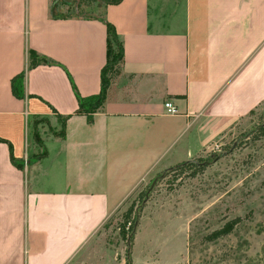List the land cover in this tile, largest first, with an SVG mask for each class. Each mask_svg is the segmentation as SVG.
<instances>
[{"label":"crops","instance_id":"0c3cea01","mask_svg":"<svg viewBox=\"0 0 264 264\" xmlns=\"http://www.w3.org/2000/svg\"><path fill=\"white\" fill-rule=\"evenodd\" d=\"M72 1L0 0V264H78L143 185L264 103V0H122L102 16L54 14ZM101 17L124 58L107 72L103 106L78 113L76 91L102 89ZM30 50L53 63L30 68Z\"/></svg>","mask_w":264,"mask_h":264},{"label":"rangeland","instance_id":"374dc122","mask_svg":"<svg viewBox=\"0 0 264 264\" xmlns=\"http://www.w3.org/2000/svg\"><path fill=\"white\" fill-rule=\"evenodd\" d=\"M104 4L73 0L54 14L102 16ZM39 124L31 128L34 143ZM194 159L201 165L164 169L143 185L105 222L78 264H264V103ZM138 211L141 248L139 226L132 240L128 231ZM144 215L154 221L141 223ZM230 221H236L231 232L207 240Z\"/></svg>","mask_w":264,"mask_h":264},{"label":"trees","instance_id":"16d2710c","mask_svg":"<svg viewBox=\"0 0 264 264\" xmlns=\"http://www.w3.org/2000/svg\"><path fill=\"white\" fill-rule=\"evenodd\" d=\"M105 4H118L122 0H103ZM101 21H103L107 25L108 29V61L107 65L103 69L102 72V89L98 94H94L88 97H82L75 88L77 99L79 102V109L77 110L78 113L85 112L87 114H92L96 112L98 109H100L103 104L105 103L106 100V95H107V90L109 87V78L107 77V72L116 64L121 62L124 58V49H123V43L117 33V30L115 26L107 21L105 18H100ZM113 41L117 45V52H115V49L113 48ZM29 58H30V64L29 67H35L38 66L39 64H52L53 62L49 60L47 57L40 56L36 51L30 50L29 51ZM23 79H24V73L20 74L19 76L13 78L12 80V88H13V93L15 96L19 97L21 94V88L23 87ZM195 164L198 163V166L201 165L200 162L195 161V159L190 160V161H185L175 167H172V169H175V171H178L182 168H186L188 164ZM127 203V202H126ZM125 203V204H126ZM124 204V205H125ZM139 213H136V215L133 217V219L130 221L129 225V234H130V240L134 239V236L136 234V229L139 226V219H140V211ZM131 212L129 211L127 213V220L131 218ZM236 221H230L228 222L223 228L219 230H215L209 235H207V240L209 241H214L218 239L221 235L227 234L231 232L235 226Z\"/></svg>","mask_w":264,"mask_h":264},{"label":"built area","instance_id":"2783aa9c","mask_svg":"<svg viewBox=\"0 0 264 264\" xmlns=\"http://www.w3.org/2000/svg\"><path fill=\"white\" fill-rule=\"evenodd\" d=\"M168 113L175 114L177 112V108L173 105L172 102L168 101L165 103Z\"/></svg>","mask_w":264,"mask_h":264}]
</instances>
